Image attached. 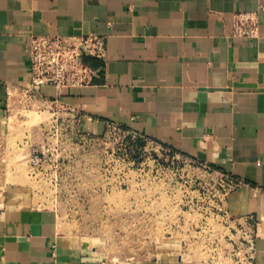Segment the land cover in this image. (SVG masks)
I'll list each match as a JSON object with an SVG mask.
<instances>
[{"label": "crops", "instance_id": "obj_1", "mask_svg": "<svg viewBox=\"0 0 264 264\" xmlns=\"http://www.w3.org/2000/svg\"><path fill=\"white\" fill-rule=\"evenodd\" d=\"M258 11L254 39L233 37L232 15ZM104 41L93 84L40 89L99 132L114 122L228 177L227 212L252 233L250 264H264V0H0V137L8 91L29 84L33 35ZM10 187L0 201V264H189L180 255L117 260L58 230L53 211Z\"/></svg>", "mask_w": 264, "mask_h": 264}, {"label": "rangeland", "instance_id": "obj_2", "mask_svg": "<svg viewBox=\"0 0 264 264\" xmlns=\"http://www.w3.org/2000/svg\"><path fill=\"white\" fill-rule=\"evenodd\" d=\"M8 109L0 201L23 189L25 201L53 211L60 232L108 258L251 263V229L226 210L225 173L114 122L85 131L74 111L28 92Z\"/></svg>", "mask_w": 264, "mask_h": 264}, {"label": "built area", "instance_id": "obj_3", "mask_svg": "<svg viewBox=\"0 0 264 264\" xmlns=\"http://www.w3.org/2000/svg\"><path fill=\"white\" fill-rule=\"evenodd\" d=\"M258 33V11H240L232 15L231 36L254 39ZM27 57L30 70L29 84L17 93L28 92L40 99V89L43 86H52L55 91L60 92L63 88H80L93 84L103 69L104 41L93 33L85 36L33 35L27 44ZM13 94L12 91L7 92L9 98ZM68 109L74 111L82 119L79 110ZM7 110L9 112L8 107ZM35 158L31 160L36 161ZM229 179L232 189L242 184L239 179L232 177Z\"/></svg>", "mask_w": 264, "mask_h": 264}, {"label": "trees", "instance_id": "obj_4", "mask_svg": "<svg viewBox=\"0 0 264 264\" xmlns=\"http://www.w3.org/2000/svg\"><path fill=\"white\" fill-rule=\"evenodd\" d=\"M94 63V65H97V63L96 62H93Z\"/></svg>", "mask_w": 264, "mask_h": 264}]
</instances>
